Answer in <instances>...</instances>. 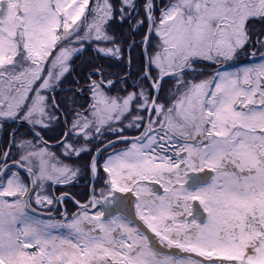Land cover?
I'll return each mask as SVG.
<instances>
[{"label":"snow or ice","instance_id":"snow-or-ice-1","mask_svg":"<svg viewBox=\"0 0 264 264\" xmlns=\"http://www.w3.org/2000/svg\"><path fill=\"white\" fill-rule=\"evenodd\" d=\"M155 11L154 0L140 19L136 0H0V133L28 126L0 135V264H264V0H167L159 18ZM117 16L132 36L129 54L147 25L133 90L129 74L106 77L103 68L61 88L89 44L122 58L123 41L109 34ZM257 53L258 62L221 70ZM201 60L216 69L197 79ZM166 78L174 84L161 99ZM61 90L87 92V107L64 97L71 121ZM59 124L64 156L102 143L87 168L106 176L99 198L93 184L87 201L57 219L67 194L50 185L81 172L45 140Z\"/></svg>","mask_w":264,"mask_h":264},{"label":"flooded vegetation","instance_id":"flooded-vegetation-1","mask_svg":"<svg viewBox=\"0 0 264 264\" xmlns=\"http://www.w3.org/2000/svg\"><path fill=\"white\" fill-rule=\"evenodd\" d=\"M114 4L117 3V0H112ZM137 5L140 8V14L136 17V19H140L144 16L143 12V4L145 3V0H136ZM167 3V0H154L155 4V15L157 18H159L160 11L159 9L163 7ZM119 17L117 16V20H113L109 29V34H115L117 37V43L123 41V54L122 58L112 59V58H105L104 56L100 55L99 53L94 52L93 45L89 44L87 46V50L84 51L82 54H79L75 57V59L72 61V64L74 65V72L67 76V78L62 82L61 88H76L78 85L74 81V77L77 78L81 85L87 83L88 81V73L91 71L92 76L91 79H98V77L95 75V69L97 68H103V71L105 73V76L108 77L109 74H111V78H119L122 76H125V74L130 75V79L128 80V91H132V83L136 79V77L139 75L140 72L143 71V56L141 54V45L139 44V41L142 39L143 35L147 31V25L140 27L139 30L134 34L135 40L137 43L131 47V53L129 54L128 48L129 43L132 39V36L128 33V24L127 23H120L118 22ZM251 23L256 24L257 27H261V25L256 21L253 20ZM261 38H264V34H261ZM155 35L152 36V41L155 43L156 41ZM102 46H111V45H102ZM253 49H249V51H252ZM149 52L154 51L152 47H149ZM259 53H257V59L258 60ZM129 58H130V64H129ZM252 60L251 57H244L241 56L240 60L237 64L226 66L225 68H222L221 70H228L230 68H234L239 66L243 63H250ZM196 67H204L206 71L203 74V77L197 76V79H201L207 76H210L216 69V65L212 64L211 62L207 61H198L195 65ZM153 75H155V72H153ZM144 83H147V81H144ZM174 80L171 78H166L164 81V88L160 93L161 99L165 96V94L169 91V89L173 86ZM117 87H120L119 83L117 84ZM116 89L113 88L112 92L110 94H115ZM124 94V93H122ZM75 95L76 101L79 102V107H87L88 104V97L87 92L84 94H75L71 91H57L55 93L56 99L59 102L61 109H63L65 112H69V109L66 107L69 103H72V101L68 99H64V97H72ZM64 117L61 115V120H63ZM69 121H71L72 116L69 112L68 116ZM17 127L19 128V131L16 133L17 136H19L21 133H24L27 131L28 126L24 123L15 124V123H8L4 125V131L3 133H0V135L3 136V139L6 141L8 139V133L12 130V128ZM63 125L59 124L55 128H53L51 131H46L43 133L45 140L52 145L51 151L56 154V156L63 161L64 163L70 164L73 166V168H80L81 172L78 176V179L76 181L71 182L69 185H56L54 189L51 188L50 190H53L55 195L59 196L61 194H67L66 199L61 203L59 206V211L56 213V218H60V211H64L65 209L69 213V215L76 211L78 205L75 203V201H80L81 203L87 201L89 198V193L93 187V184H95V195L99 198L101 196V190L103 187V178L106 176V174L103 172L102 167L99 169V178L93 177L90 175L87 165L89 164L92 156H95L96 150L99 148H102V143L99 142H93L89 145L91 148L90 152L81 154L78 158L75 156L67 157L62 155L61 153V147L57 146V141L61 138L63 135L62 133ZM128 135H134V133H127ZM28 135L30 136L31 133L29 132ZM118 137L113 136H106V140L111 139H117ZM83 141L77 142V147H83ZM123 143L117 144L116 148H122L125 147ZM112 151V149H106L103 152L99 154L98 162L102 165L103 160L105 159V156L107 152ZM26 182L27 178L25 177ZM50 184V182H49ZM158 188V186H156ZM162 191V189H160ZM113 195L118 198L122 197H128L129 199L134 200L135 197L131 196V194L128 193H119L114 192ZM96 210H101L100 206L97 207ZM43 218H48L47 215H45ZM161 251L165 253H170V250L162 248Z\"/></svg>","mask_w":264,"mask_h":264},{"label":"rangeland","instance_id":"rangeland-1","mask_svg":"<svg viewBox=\"0 0 264 264\" xmlns=\"http://www.w3.org/2000/svg\"><path fill=\"white\" fill-rule=\"evenodd\" d=\"M258 62V60L251 61L250 63Z\"/></svg>","mask_w":264,"mask_h":264}]
</instances>
